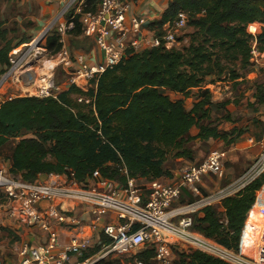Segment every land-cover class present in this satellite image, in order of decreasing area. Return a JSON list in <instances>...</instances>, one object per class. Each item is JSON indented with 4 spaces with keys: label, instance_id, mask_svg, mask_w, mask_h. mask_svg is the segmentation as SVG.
<instances>
[{
    "label": "trees",
    "instance_id": "trees-1",
    "mask_svg": "<svg viewBox=\"0 0 264 264\" xmlns=\"http://www.w3.org/2000/svg\"><path fill=\"white\" fill-rule=\"evenodd\" d=\"M97 8L98 0H86L84 12L95 13ZM179 12L187 14V24L193 29L186 47L128 50L86 93L70 87L56 99L2 101L0 151L16 140L7 158L8 172L28 183L48 175H68L82 183L97 171L119 184L126 179L146 184L171 179L170 160L193 162L188 147L192 142L233 144L241 135L236 129L227 132L201 124L209 117V108L216 106L208 91L201 93L190 111L170 94L187 95L200 89L205 78L229 72L223 63L246 69L252 48L247 26L264 25V0H173L161 18L149 25L155 37L162 36V27ZM71 34H81L78 17ZM7 35L0 30V76L9 66V53L32 41L22 37L12 45ZM256 46L264 51V28L256 37ZM44 48L50 56L59 52L54 34L46 37ZM80 97L89 99V104L76 102ZM256 98L264 104L262 93ZM192 129L197 131L194 136ZM261 188L257 198L263 202L264 174L235 196L194 214L191 231L238 251L247 214ZM181 201L191 199L183 193ZM174 264L224 263L191 251L176 253Z\"/></svg>",
    "mask_w": 264,
    "mask_h": 264
},
{
    "label": "built area",
    "instance_id": "built-area-1",
    "mask_svg": "<svg viewBox=\"0 0 264 264\" xmlns=\"http://www.w3.org/2000/svg\"><path fill=\"white\" fill-rule=\"evenodd\" d=\"M59 1L62 8L49 28L61 48L46 60V73L37 79L34 91L41 99H56L64 91L54 81L58 68L67 76V89L75 87L86 93L94 89L101 74L119 64L128 50L139 52L160 45L172 49L178 45L177 33L187 25V14L179 12L173 22L165 24L160 38L144 42L130 38L147 24L141 17H128L131 0H98L95 13L84 12L86 0ZM77 17L82 34L89 27L96 29L94 43L102 57L97 65H87L81 55L72 56L66 46ZM262 28L264 25L257 23L247 26L246 32L254 44ZM40 40L34 39L28 51L36 48V52H44L45 48L38 46ZM254 50L252 47L251 55L258 54ZM26 53L20 49L9 53V66L1 75L0 86L12 79L24 83ZM25 86L29 87L26 82ZM76 102L89 104L90 101L80 97ZM253 142L258 154L249 167L233 183L207 195L199 187L202 178L224 176L219 152L209 153L198 165L181 169L174 182L155 180L142 187L134 179H126L125 184L104 179L97 171L82 183L68 175H48L28 183L0 165V220L13 222L17 228L38 229L46 235V241L39 245L21 243L20 260L10 264H100L105 258L117 264H174L176 253L191 250L224 264H264L259 258L246 257L239 249L233 251L191 231L194 214L235 196L264 174V132ZM183 193L191 201L181 202ZM77 210L83 220L75 217ZM250 218L251 211L244 229ZM60 231L70 233L67 242H61ZM243 242L240 241L239 248ZM244 243L255 249L264 247V206L253 212ZM91 249L97 251L89 254ZM0 264L5 263L0 259Z\"/></svg>",
    "mask_w": 264,
    "mask_h": 264
},
{
    "label": "crops",
    "instance_id": "crops-1",
    "mask_svg": "<svg viewBox=\"0 0 264 264\" xmlns=\"http://www.w3.org/2000/svg\"><path fill=\"white\" fill-rule=\"evenodd\" d=\"M172 1L173 0H131L128 17H141L146 20L147 24L141 28V31L138 34H133L130 38L135 37L144 42H150L154 39L155 32L154 30L149 29V25L153 22H157L161 18L162 14L167 10ZM61 8L62 5L59 0H0V30L7 32L9 35L15 26L16 28H19L22 33H26L23 38L34 40L40 33H42L45 29L44 27L54 21ZM165 29L166 26L164 25L162 31ZM95 33L96 29L89 27L86 34H82L81 32V34L74 36L79 42L85 43V45L81 44V46H86L87 50L85 52L77 50L72 53L69 50L72 56H83L86 64L89 66L97 65L102 60L101 54L95 47ZM62 89L64 91L67 90V88ZM170 96L172 95L170 94ZM9 99L12 98H7L6 100ZM192 130L191 136L196 135L197 131L192 134ZM253 141V139L248 140V148H246L245 145H236L235 143L237 140L230 146H225L222 142L216 140H208L205 142L204 146L201 142L195 141L188 146L192 151L193 162L176 159L174 160V165L179 168L180 172L181 169H184L187 166L198 165L205 159L204 157L211 152L221 153L223 170L224 164H227V169L224 171V175L226 174L225 179L228 180V184L221 187L219 181L221 179L211 175L204 176L202 178L203 181H201V184L199 185L201 193L203 195L211 194L233 183L241 173L249 167L258 154V147ZM4 166L9 169V162L6 161ZM170 173L173 174L171 179H161L160 181L164 183L174 182L178 172L173 173L171 169ZM45 177L46 176H39L38 179H43ZM210 178H216V181L210 180ZM260 206H264V201H259L256 196L255 203L250 211L255 212L257 211L256 208H259ZM219 209L221 210V208ZM75 217H79L81 220L84 219L78 210ZM244 230L245 229L243 228V231ZM243 231L241 234V240H243ZM69 236L70 233L60 231L61 242H67ZM45 241L46 235L38 229L17 228L13 222L6 219L0 220V259L5 264L20 260L19 247L21 243L26 242L31 243L32 245H39ZM239 252L249 258H259L261 262L264 263V247L261 249H255V247L245 246V243L243 242L242 246L239 248Z\"/></svg>",
    "mask_w": 264,
    "mask_h": 264
},
{
    "label": "rangeland",
    "instance_id": "rangeland-1",
    "mask_svg": "<svg viewBox=\"0 0 264 264\" xmlns=\"http://www.w3.org/2000/svg\"><path fill=\"white\" fill-rule=\"evenodd\" d=\"M49 27L52 28V22L44 27L45 29L42 33L37 36V38L41 37L40 42H38V46L42 49H44L46 37H48L51 33ZM47 28H49V30L45 34L44 32ZM192 33L193 29L187 24L183 30L177 33L176 40L178 45H175L174 48L180 50L183 47H186ZM24 35H26V33H22L19 28L14 26L13 31L7 35V39L11 40L13 45L18 39L24 37ZM32 41L26 45L18 47L17 49H20L22 53H26ZM65 43L72 53L77 50L82 52L87 50L86 46H81V44L85 45V43H81L76 40L72 34L66 38ZM251 47H253L255 49L254 51H257L258 54L251 55L249 66L246 69H241L237 63H223V65H228L226 66V69H228L229 72L225 70L220 77L212 76L205 78L200 86V89H193L187 95L177 96L171 94L172 96H170L172 99H181L183 101L185 111H190L195 102L201 98V93L203 91H208L211 103L216 106L209 108V117L202 120L201 124L216 126L220 131L229 132L231 129H236V132H240L241 135L235 144L245 145L246 148H248L249 139L257 141L261 138L264 132V104L259 103L256 98L257 96H260V93H262V97H264V56L262 55L264 51L259 52L256 44L253 42L251 43ZM142 50L143 49L139 50V52ZM50 57L51 56L46 50L44 52H36V48H31V50L25 55L23 66L27 73L23 76L24 83L22 84L20 79L18 81H16V79H12L3 82L0 86V103L7 98H21L28 96L37 97V93L34 91L37 86V79L46 73V65L44 64L46 60L50 59ZM233 77H237V79L232 80ZM54 81L55 84L66 89L67 76L59 68L54 73ZM25 82L29 85V87L25 86ZM194 132H196V129L192 130V134H194ZM15 143L16 140H11L10 143L0 151V165L4 166V163H6L9 156L10 149ZM206 156L204 158H206ZM168 165L172 166L173 173H177L179 171V168L174 165V160H170ZM226 169L227 164L225 163L224 171ZM225 175L223 178H220L221 180H219L221 187L228 184V180L225 179ZM210 180L216 181V178H210ZM136 185L142 187L144 182L136 181ZM262 188L257 193V197ZM256 210H258V208H256ZM256 212L257 211L254 213ZM249 220L252 222L253 212H251V218ZM251 222L250 225H252ZM258 223L259 222L257 221V225H259ZM96 251V249H91L89 254L95 253ZM100 264L116 263L111 261L110 258H105Z\"/></svg>",
    "mask_w": 264,
    "mask_h": 264
},
{
    "label": "bare ground",
    "instance_id": "bare-ground-1",
    "mask_svg": "<svg viewBox=\"0 0 264 264\" xmlns=\"http://www.w3.org/2000/svg\"><path fill=\"white\" fill-rule=\"evenodd\" d=\"M45 32H46V30H45ZM45 32H44V33H45ZM43 35H44V34H43ZM43 35H42V36H43ZM40 38H41V37H40ZM40 38H39V39H40ZM45 64H46V63H45ZM252 221H253V220H252ZM250 222H251V220H249L248 223H247V226H246L247 229H250V227H251ZM251 223H252V222H251ZM245 231H246V229L243 231V235H242V239H243L244 242H245V240L248 238V235H247L246 237H244V233H245ZM248 232H249V231H248Z\"/></svg>",
    "mask_w": 264,
    "mask_h": 264
},
{
    "label": "water",
    "instance_id": "water-1",
    "mask_svg": "<svg viewBox=\"0 0 264 264\" xmlns=\"http://www.w3.org/2000/svg\"><path fill=\"white\" fill-rule=\"evenodd\" d=\"M43 38V37H42Z\"/></svg>",
    "mask_w": 264,
    "mask_h": 264
}]
</instances>
